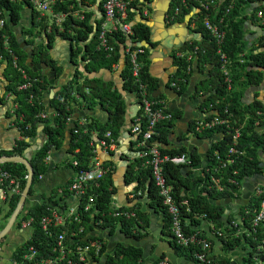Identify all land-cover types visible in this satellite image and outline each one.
Returning <instances> with one entry per match:
<instances>
[{"label": "trees", "instance_id": "trees-1", "mask_svg": "<svg viewBox=\"0 0 264 264\" xmlns=\"http://www.w3.org/2000/svg\"><path fill=\"white\" fill-rule=\"evenodd\" d=\"M125 1L128 2L127 15L120 23L131 22L130 32L125 33L120 27L106 31L104 46H101L99 37L100 25L104 21L103 13L95 26L90 23L92 12L85 11L81 14L82 18L67 15L58 24L54 21L55 18L51 22L48 14L40 15L39 11L33 9L32 24L29 28L23 29L26 43L33 47V63L44 61L53 68L56 76H59L62 72V65L57 64L51 58L48 48L51 47L55 37L67 39L71 45V56L76 65L75 71L70 79L65 80L57 87L49 84L46 75L40 71H33L28 65L27 53L20 48L16 35L10 26L19 23L21 10L25 4L31 6V0H0V17L4 18V24L0 26V56L2 57L1 64L4 62L6 64L4 69L7 78L5 89L16 96L17 105L13 113L15 124L21 136H23L22 139L16 140L11 149L0 150V156L25 154L39 132L43 135L40 147L31 153L29 159L33 174L28 195L32 194L34 186L38 184L41 176L48 169V163L45 160L47 155L53 148L58 149L63 145L66 128L74 106L88 110L101 106L108 112L106 121H100L86 115L84 120L76 121L74 127L70 128L71 136L68 151L71 156L68 158L67 164L74 173L92 167L91 160L95 152L93 151L94 146L90 142L95 143L96 139L102 138L106 132H110L111 137L117 142L121 128L124 125L125 99L123 95L112 81H104L101 77L89 78L84 75L78 69V59L85 62V70L91 72L100 68L114 71L122 58L123 65L120 77L125 91L132 92L136 97L135 99L139 101L141 96L140 84H142L148 97L152 99L162 97V95L155 96L159 83L148 70L150 59L148 47L145 45L150 44L149 26L143 21L142 16L139 20L134 18L133 13L137 0ZM200 1L207 0H171L167 10L169 23L182 21L193 8H199L197 12L190 15L189 20L193 24V31L201 36L200 39L186 41L177 48V50L184 51L185 55L174 58L175 69L168 84L171 85V82L174 81L176 85L173 88L178 94L188 92L195 61L196 68L203 75V78L196 83L192 95H206L199 107L209 108V105L212 104L213 109L219 113L218 117L226 116L230 119L231 127L226 128L224 125H217L197 133L203 138L213 136L216 133L220 134V138L215 140L208 149L207 164L198 172L191 169L194 165H200V155L194 149L188 150L183 146L168 148L167 146L173 120L159 121L153 139L158 140L163 146L165 145L164 147L159 146L162 153L170 155L185 153L190 159L189 165L185 163L175 164L169 161L163 163V173L167 182L172 186L174 197L177 201H187V204L179 205L183 230L186 233L197 231L204 237L195 228L200 225V218H202L213 225L216 234L218 232L221 234L218 237L227 248L237 246L244 239L249 245L247 262L255 264L254 259L256 258L264 264V221L257 226H252V219L258 211L263 196L253 197L241 209L239 213L240 221L236 222V225L231 221L232 216L229 215L226 219L224 218V207L214 202L215 199L235 197L241 181L245 177L262 170L260 162H262L261 154H264V129L258 131L257 127L264 126V96L263 100L258 99L256 96L252 101L245 102L243 101V93L249 86H260L264 81V35L259 36L256 39L257 44L252 43L250 51L246 52L245 49L248 44L244 29L246 16L241 14V7L253 0L237 1L230 12L225 15L223 23L225 37L221 45V51L230 60L228 68L231 88L229 89L221 68L222 59L220 54L217 53L218 45L202 22L203 15L206 13L215 21L216 18H213L215 11L218 10L220 14L228 4V0H220L219 4L208 2L207 9L201 7ZM84 2L85 0H54L51 8L53 13L80 11V3L83 4ZM102 3L103 0L99 5L101 10ZM256 11H261V17L256 15ZM5 12H8L10 24L6 21ZM252 16L253 19H257L261 23L260 26L264 29V5L256 7ZM37 38L40 40H37ZM127 41H130L129 46L126 44ZM74 45L75 48H73ZM6 46L16 55V65L13 64L12 56L5 49ZM121 46L125 49V51L123 50V57H121L120 52ZM137 49H140L141 52H138L136 57L139 65L138 76L136 77L132 73L130 52ZM188 52L192 54L190 58H187ZM240 55L241 57H239ZM208 65L210 68L207 73H204ZM26 83L30 84L27 88H20L21 85ZM198 85L204 86L199 88ZM51 89H56L49 100L53 113L48 114L46 117H40L39 113L46 112L43 93ZM225 107H227V114L223 113ZM136 114L140 115L141 111L138 110ZM176 115L177 113H174V116ZM213 115L215 114H209L207 118ZM145 122L146 119L143 118L142 130L146 129ZM192 122L191 124H193ZM235 128L239 129L238 141L235 145L236 153L228 155ZM26 138L28 139L25 140ZM134 141L136 142L137 139ZM215 151L218 153L219 158L214 156ZM230 158L232 162L228 161ZM222 162H225V166H222ZM110 164V162H103L104 166ZM0 168L19 178V188L22 191L27 176L25 166L17 162H4L0 163ZM112 173V170L107 172L103 178L97 181V185L93 184L88 188L85 195L80 197L83 204L78 209L79 221H73L70 224L75 231L80 226L83 228L80 237L88 235L93 230L94 225L108 229L111 234L118 230L129 237L141 238L143 236L141 231L148 226V213L141 208L139 202L130 207L121 206L117 208L114 205L115 187ZM212 176L219 179L220 185L223 187L222 190L214 186L211 181ZM124 179L126 184L133 186L132 192L137 198L145 196L148 206L163 212L165 216L164 233L171 234L169 229L170 217L157 194V189L152 180L151 168L143 165L141 157L135 156L129 162ZM230 180H233L234 183ZM70 182L71 180L64 185L65 189ZM138 191H140V195H137ZM56 194H58L57 190H53L52 195L56 197ZM64 195L60 196V200H63ZM88 195H93L94 201L90 204L89 209L84 210ZM19 196L20 193H17L7 199L9 208L7 216L14 209ZM46 207V203L39 202L28 208L24 213L26 216L33 217V231L30 239L15 249L13 253L15 259L22 261V253L29 245H34L38 249L40 257L54 256L51 244L48 243L50 239L42 233L38 226L39 217L47 212ZM122 209L134 211L135 217L125 218L113 215L114 211ZM240 228H244V231H240ZM89 239L102 240L97 236H90ZM170 242L183 256L194 259L193 251L198 249L197 246L182 247L177 245L173 239ZM102 252H106V243L104 242ZM161 259L163 257H160L153 264H158ZM217 261L220 264H228L227 259ZM24 264L34 263L24 261ZM106 264H145V262L140 247L118 243L114 251L107 254ZM198 264L200 263L198 262Z\"/></svg>", "mask_w": 264, "mask_h": 264}, {"label": "crops", "instance_id": "crops-1", "mask_svg": "<svg viewBox=\"0 0 264 264\" xmlns=\"http://www.w3.org/2000/svg\"><path fill=\"white\" fill-rule=\"evenodd\" d=\"M100 2L101 0H85L83 4L80 3V11H69L63 14L79 16V18H82L81 14L84 11L92 12L90 23L94 24L95 26L97 21L101 19L103 13V11L99 8ZM219 2L220 0H214L213 3L219 4ZM170 3L171 0H137L136 8L133 14L135 20H139L142 16L143 21L149 26L150 29V44H146L145 46L148 47L149 51V73L154 76L159 83L155 96L162 95V97L159 99L165 101L168 109L173 112V126L171 128L167 146L168 148L183 146L188 150L194 149L200 155V165L199 168L197 167V165H194L191 167V169L195 172H198L204 165L207 164L208 161L205 155H207L208 149L210 148L211 144L215 140L220 138V134L216 133L213 136L203 138L202 136L197 135V133L200 132H194L191 129L192 121L202 119V117H204V114L209 113V111H207L204 107H199V104L205 99H202V97H205L206 95H192L195 90L196 83L203 78V75L200 74L196 68L195 61L188 85V92H186L185 94L183 93L176 95L175 93H171L169 89H166L172 88L173 90H175L171 85L168 84V82L171 74L175 69L174 58L177 57L180 52H184L177 50V48H179L186 41H191L192 39L198 40L201 37L199 36V34L193 31V24H191V21L189 20L190 15L194 12H197L199 8H193L190 14L188 16H185L182 21H174L168 23L169 18L167 16V10L170 6ZM260 5H264V0H253L252 2L245 3V5L241 7V14L246 16V19L244 21V29L245 39L248 41V49L252 47V43L255 45L257 44L256 39L259 36L264 35V29L260 26L261 23L257 19H253L252 16L256 10V7ZM35 7L36 6L33 3L31 6L29 4H25L23 9L21 10L19 23L17 25L12 24L13 26L10 25L15 35L18 33V36L22 37L25 43L26 36L23 33V29L29 28L31 26L33 9H35ZM51 12H53L52 8ZM45 14H48L50 16L52 22L53 18L51 14ZM5 18L7 23L10 24L8 12H5ZM109 23H111L109 29H112V27L115 26V23ZM128 24L131 25V22H128ZM17 38L18 37L16 35V39ZM37 40L40 39L37 38ZM26 45L28 47H32V45L28 43H26ZM20 48L22 49L21 46ZM73 48H75V45ZM48 51L51 58L55 60L57 64L62 65V72L59 76H56L55 74L54 78L53 76H48L42 73V71L39 69L33 70V67H31L30 65L29 66L33 71H40L42 74L46 75L49 84L58 87L65 80L70 79L75 71L76 65L75 62H73L71 56L72 50L70 42L64 38L55 37L51 47L48 48ZM31 60H33V47ZM40 62L44 61H39L37 63ZM78 62V69L82 71L84 75L90 73L87 72L84 68L85 62H82L80 59H78ZM37 63H33L32 61L33 66ZM5 65V62L2 63V67L0 69V150L11 149L15 145L16 140L23 138L17 125L15 124V116L13 113V110L17 105V101L15 100L16 96L12 94V92H8L5 89V86L7 84V78L4 74ZM48 67L49 71L53 70V68H51L49 65ZM118 67L119 66H117L116 70L114 71L100 68L97 71L91 72H95L98 74L93 77H101L104 81H112L117 88L116 80L121 79L120 72L122 66L120 70ZM209 68L210 66L208 65L204 70V73H207ZM247 89L248 88L244 90L243 101L250 102L256 96L258 99L263 100L264 89L261 88L259 90L256 89L252 91ZM55 90L56 89H51L50 91L43 93V101L46 112L39 113V116L42 113H45L46 116L53 113V109L50 107L49 100L54 94H52L51 91L55 92ZM129 93H131V97L123 96L125 99V121L117 138L116 150L109 154L99 153L100 160H103L104 162H110V165L113 166L112 175L113 185L115 187V193L113 195L114 202L119 206L128 207L132 206L136 202H139L141 203V208L147 211L148 226L146 227V229L141 231L143 233V236L141 238L135 237L138 240V247L142 249V257L145 264H153L160 257H163V259H165L169 264H198L197 261L192 258L183 256L174 248L172 242H170L172 238L168 234L164 233L165 216L163 212L148 206L147 199L145 201V196L137 198L136 195L132 192V188L130 187V185L126 184L125 182V171L128 167L129 162L134 158V150H136V142L134 141L135 137L131 133L130 127L132 124V116H134V114L138 111V104L137 100L135 99L136 97L132 92ZM255 93H257V95H255ZM174 113H177V115L174 116ZM86 115L97 118L100 121H106L108 118V112L101 106H97L91 110L81 109L78 108V106L73 107L72 116L66 128L65 140L63 145L58 149L53 148L48 154L50 157L49 161H47L48 169L41 176L38 184L34 186L32 194L28 195V206L25 209H21V211L15 218L13 226L9 229L6 236L0 240V264H12L13 260H17L13 255L15 249L19 245L25 243L31 237L33 231L32 228L29 226H22V221L26 217H28L24 215L27 209L39 202H44L47 204L52 199V191L56 190L58 187L64 186L68 181L72 179L74 171L67 164V160L71 156L69 154V148L67 146L69 143V141H67V132H70L71 124L73 122L75 123L76 121L84 120V117ZM263 128L264 126L262 125L260 127H257V130L261 131L260 129L263 130ZM42 136V133L39 132L36 139L32 141L28 148L31 149L33 147H40L42 143ZM27 139L28 138H26L25 140ZM261 159L263 162L264 154H261ZM258 185H264V166H262L261 172L245 177L241 181L239 190L236 193L235 197L231 196L214 200L216 204L222 205L224 207V218L226 219L230 215L232 216L231 221L235 223L239 222V213L241 209H243V207L246 206L253 197H255L254 190ZM9 197L10 196L3 198L0 196V230L5 226L10 216H7L9 209L7 199ZM54 202L55 201L53 195V203ZM200 219V225L196 226L195 228L204 235V238H207L210 241L211 251L213 252L215 259H227L228 264H249L246 260L249 251V245L244 239H242V241L237 246L233 248H227L218 237V235L221 234L219 232L218 234L214 232L213 225L202 218ZM95 229L96 228H93L88 236L96 237L95 234L98 232V230L96 229L95 232ZM100 233L102 234V236H100ZM98 234L99 235H97V237L100 236L99 238H102L101 241L106 243L105 254L113 252L118 243H123L122 235L118 230H116L112 234L109 233V235L101 231H99ZM17 261L24 264L23 260ZM254 263H256V259H254Z\"/></svg>", "mask_w": 264, "mask_h": 264}, {"label": "built area", "instance_id": "built-area-1", "mask_svg": "<svg viewBox=\"0 0 264 264\" xmlns=\"http://www.w3.org/2000/svg\"><path fill=\"white\" fill-rule=\"evenodd\" d=\"M37 7L40 15L50 13L52 18L60 24L65 19L67 14H56L51 12V3L54 0H31ZM239 0H228V4L219 14L218 10L215 11L212 20L206 13L203 15V25L209 31L212 38L218 45L217 53L220 54L222 59V72L225 77V81L228 88H231L230 71L228 65L230 64L229 58L221 51V45L223 44L225 37V29L223 23L225 15L230 12L233 5ZM208 2L213 3L214 0L200 1L201 7L208 8ZM128 2L125 0H103L102 11L104 21L101 25V31L99 37L101 39V46L105 45V32L110 31L106 25L109 22L115 23L112 29L120 27L125 33L130 32V24L120 23L127 15ZM217 9V8H216ZM261 11L257 12V16L261 17ZM4 24V18L0 17V26ZM6 45V40H5ZM129 46V44L127 45ZM110 48V47H109ZM5 49L12 56L13 64L16 65V55L7 46ZM111 49V48H110ZM141 52L140 49L130 52V62L132 65L133 75L138 76L139 65L137 63V53ZM185 52H180L177 57H183ZM191 52H188L187 58L191 57ZM241 57V55L239 56ZM241 59V58H240ZM2 57L0 56V69ZM242 61V60H241ZM29 83L21 85L20 88L25 89L29 86ZM176 84L171 82V86ZM140 100H137L138 110L141 111L140 115L136 113L132 116V124L130 127L131 133L134 135L136 141V150H134V157L139 156L143 159V165L151 168V175L153 183L157 189V194L161 198L162 204L165 207L166 212L170 217V233L169 236L176 242L177 245L182 247H188L189 245H195L197 250L193 251V258L200 264H219L217 259L214 258L211 251V243L207 238L200 235L199 232L186 233L181 225L180 219V204H187L186 200L177 201L174 197L172 186L167 182L163 173V163L172 162L175 164L185 163L190 164V159L185 153L180 155L164 154L159 149V141L153 139L156 125L159 121H171L173 119V112L168 109L166 102L161 99H152L146 95L144 86L140 84ZM209 113L204 114L202 119H197L192 124V131L200 132L204 129H210L217 125H224L226 128H230V119L226 116L218 117L219 113L213 109L212 104L209 105V109L205 108ZM223 113L227 114V107L223 109ZM209 114H215L212 117L207 118ZM41 117H45L46 114H40ZM143 118L146 119V129L142 130L141 125ZM207 118V119H206ZM239 136V129H234L232 136V145L228 149V155L236 153L235 145L237 144ZM94 146L95 155L91 160L92 167L88 170L75 172L71 182L66 187L61 186L56 190L58 194L53 195L50 202L47 203L46 213L41 215L38 220L39 229L46 237L50 239L52 251L54 256L43 258L40 257L38 249L34 245H29L26 251L22 254V260L32 262L34 264H106L101 261L105 253L102 252L103 242L100 239H89L90 236L84 235L80 237V232L83 228L80 226L77 231L73 230L70 224L73 221H79L78 209L81 204L80 197H83L93 184L97 185V181L104 177V175L113 170L110 165L104 166L103 160L99 159V153L109 154L116 150V142L111 137L110 132H106L102 138L96 139L95 143L90 142ZM214 156L219 158L218 153L215 151ZM50 157L47 155L46 161H49ZM232 162V159H228ZM76 164V162H74ZM222 166H225V162H222ZM211 181L215 187L222 190V186L219 183V179L215 176L211 177ZM234 183L233 180H230ZM19 178L11 175L8 171L0 168V196L6 198L13 194L20 193ZM132 188L133 186L130 185ZM65 191V192H64ZM66 196H65V195ZM64 195L63 200H60V196ZM140 195V191L137 192ZM254 195L261 198L260 206L255 216L252 219V226H257L260 222L264 221V185H258L255 187ZM135 196V195H134ZM94 201L93 195L87 196V202L84 205V210L89 209L90 204ZM114 205L120 208L118 204ZM114 216L132 218L135 217V212L131 210L122 209L113 212ZM33 217L28 216L22 221V226H29L33 230ZM236 225L235 222H233ZM64 227V228H63ZM61 228V229H60ZM244 231V228H241ZM32 235V234H31ZM256 259V258H255ZM12 264H22L17 260H13ZM158 264H169L165 259L159 260ZM255 264H262L259 259H256Z\"/></svg>", "mask_w": 264, "mask_h": 264}, {"label": "water", "instance_id": "water-1", "mask_svg": "<svg viewBox=\"0 0 264 264\" xmlns=\"http://www.w3.org/2000/svg\"><path fill=\"white\" fill-rule=\"evenodd\" d=\"M11 26H13L11 24ZM17 35V40L18 42L20 43V46L22 47L23 50H25L27 53H28V59H27V63L28 65H30L31 67H33V70H41L42 73L48 75V76H53L55 75V72L54 70H48V65L45 63V62H40V63H37L36 65H32V47H28L25 43V41L23 40L22 37H19L18 36V33L16 34ZM69 41V40H68ZM126 44H130V41H127ZM124 47L121 46L120 48V52H121V57L124 56ZM123 65V59L121 58L120 59V62H119V70L121 68V66ZM107 70V69H106ZM88 77H93V76H96L98 75L97 73L95 72H90V73H87ZM55 78V77H54ZM116 84H117V88L118 90L120 91V93L124 96V97H131V93L129 92H125V90L123 89L122 87V80L121 79H118L116 80ZM264 89V81L261 83L260 86H249L247 90H259V89ZM166 89H169V91L171 93H175L176 95H178V93L173 90L172 88H166ZM51 93L53 94L54 92L51 91ZM205 97L203 96L202 99H204ZM188 121V120H187ZM75 123L73 122L71 124V128L74 127ZM264 129V128H263ZM262 130V129H260ZM67 141H69L70 139V136H71V133L68 131L67 132ZM69 147V145H67ZM159 146L161 147H164L163 144L159 143ZM39 148V147H38ZM36 147H33L31 149H27L26 150V153L25 154H22V155H2L0 156V163H4V162H17V163H21L25 166L26 168V171H27V176H26V182H25V185L20 193V196H19V199L16 203V206L14 207L13 211L11 212L10 216H9V219L7 221V223L5 224V226L0 230V240L6 236L7 232L9 231V229L13 226L14 222H15V218L16 216L18 215V213L21 211V209H25L27 206H28V191H29V188L31 186V182H32V174H33V169L29 163V159L31 157V153L33 150H35ZM207 161H208V157L207 155H205ZM260 166H264V161L263 162H260ZM50 167V165H49ZM197 167L199 168V165H197ZM145 201H146V198H145ZM94 228H96L99 231L101 232H105L109 235V231L108 229H103L101 228L100 226H97V225H94ZM96 229H95V232H96ZM98 232L95 234L96 236L99 235ZM120 232V231H119ZM101 234V233H100ZM120 234L122 235V242L125 243V244H132V245H135V246H139L138 244V240L135 238V237H129V236H126L124 235L122 232H120ZM102 236V234L100 235ZM99 236V237H100ZM106 258H107V254H105L102 258V260L104 262H106Z\"/></svg>", "mask_w": 264, "mask_h": 264}, {"label": "rangeland", "instance_id": "rangeland-1", "mask_svg": "<svg viewBox=\"0 0 264 264\" xmlns=\"http://www.w3.org/2000/svg\"><path fill=\"white\" fill-rule=\"evenodd\" d=\"M35 9H36V7H35ZM37 10V9H36ZM110 26H111V23H107V29H109L110 28ZM246 52H249L250 51V49H248L247 47H246ZM204 85H198V87L200 88V87H203ZM6 219V218H5ZM4 221V220H3ZM103 261V260H102Z\"/></svg>", "mask_w": 264, "mask_h": 264}]
</instances>
